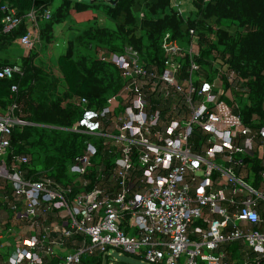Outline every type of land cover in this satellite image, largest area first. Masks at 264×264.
I'll return each instance as SVG.
<instances>
[{
  "label": "built area",
  "instance_id": "built-area-1",
  "mask_svg": "<svg viewBox=\"0 0 264 264\" xmlns=\"http://www.w3.org/2000/svg\"><path fill=\"white\" fill-rule=\"evenodd\" d=\"M28 15L17 40L27 52L40 44L37 13ZM2 22L8 31L22 18L10 10ZM195 35L183 46L166 32L161 65L130 47L99 53L123 83L101 106L68 99L80 117L67 129L83 136L68 179L31 175L10 139L31 124L25 109L0 113V264L109 261L110 249L150 264H264V103L246 119L242 102L221 99L223 80L238 74L209 73ZM15 72L19 64L1 66L0 78Z\"/></svg>",
  "mask_w": 264,
  "mask_h": 264
},
{
  "label": "trees",
  "instance_id": "trees-1",
  "mask_svg": "<svg viewBox=\"0 0 264 264\" xmlns=\"http://www.w3.org/2000/svg\"><path fill=\"white\" fill-rule=\"evenodd\" d=\"M0 0V50L16 42L29 28L30 11L37 13L40 40L54 39V26L64 22L71 11L81 12L96 6L115 22L100 26L96 22L70 40L67 50L57 58L59 76L53 77L34 62L29 54L18 62L0 59V67L19 64L21 72L0 78V113L13 102L21 103L31 124L15 127L10 135L14 153L30 157L31 175L47 171L59 179H68V165L82 146L83 136L69 128L79 117L80 109L68 99L84 96L90 105L101 106L122 86L120 70L99 52L123 53L127 47L137 51L141 61L161 65V39L166 32L183 40L189 29L196 31L201 50V63L209 73L221 67L231 68L238 75L223 80L221 99L242 102L245 118L261 112L264 103V0H191L194 9L185 17L172 5L173 0ZM96 4V5H94ZM5 8V9H4ZM13 10L22 22L5 31L2 20ZM45 12L50 16L46 18ZM139 12H143L140 16ZM216 21L219 27L210 24ZM229 21L236 27L233 33L222 27ZM220 67L213 68L212 61ZM204 71H208L204 68ZM62 82L63 89L59 84ZM17 86L12 92L11 87ZM240 87L239 90L236 88ZM247 103L249 105L247 106ZM102 257L85 255L82 264H101Z\"/></svg>",
  "mask_w": 264,
  "mask_h": 264
},
{
  "label": "rangeland",
  "instance_id": "rangeland-1",
  "mask_svg": "<svg viewBox=\"0 0 264 264\" xmlns=\"http://www.w3.org/2000/svg\"><path fill=\"white\" fill-rule=\"evenodd\" d=\"M84 1H92V3H98L94 0H84ZM191 1V0H190ZM176 0L172 1V5L178 9V5H175ZM60 3V0H55L53 3V6L51 7V10H54ZM96 5V4H94ZM189 4L187 2H183L180 5V8L183 10L184 15H187ZM92 9L99 10L96 6ZM44 19H37V32L40 34V22ZM26 21L29 23L33 21L31 20V17L28 15L26 17ZM40 21V22H39ZM43 22V21H42ZM97 23L100 26H111L114 25L115 22L111 20L107 15L104 14L102 10H99L96 12V16H94V23ZM213 24L216 25V27H219L217 25L216 21H211ZM92 25V24H91ZM90 24L83 23H77L72 15H69V17L60 24L54 31V39L50 43H45L42 39L40 40V44L37 45V47L32 51H25V49L18 43V41L14 42L5 50H0V59H8L10 62H18L21 57L29 54L34 55V62L42 67L47 73H49L53 77L59 76V71L57 67V58L60 54H63L68 47V43L70 40H74L75 37L82 32L85 28L89 27ZM223 28H225L227 31L233 33L236 29L235 26H233L232 23L229 21H224V25H222ZM100 53V52H99ZM60 89L62 90L63 84L62 82L59 84ZM231 102V101H229ZM73 103V102H72ZM71 103V104H72ZM74 105V104H73ZM110 253L112 254V257H110V260L107 261L106 258L102 260L101 264H150L148 263L144 258L137 257L134 255H131L129 253H126L124 251H119L118 249H110Z\"/></svg>",
  "mask_w": 264,
  "mask_h": 264
},
{
  "label": "crops",
  "instance_id": "crops-1",
  "mask_svg": "<svg viewBox=\"0 0 264 264\" xmlns=\"http://www.w3.org/2000/svg\"><path fill=\"white\" fill-rule=\"evenodd\" d=\"M177 3L175 2V5H178V9L179 11L184 15V12L183 10L180 8V5L183 3V2H187L189 4L188 8L186 10H188L187 12V15H184L185 17H187L188 15H191V11L194 9L193 5H192V2L190 0H176ZM99 9V8H98ZM99 10H102V9H99ZM97 9H92V8H89L87 10H84V11H81V12H77V11H71L70 12V15L73 16V18L75 19V21L77 23H83L85 22V24H93L94 22V16H96V12L99 11ZM142 12H139V14L141 15ZM61 24V23H60ZM60 24H56L54 26V31L56 30V28L58 26H60ZM210 24L214 27L216 26L215 24H213L212 22H210ZM222 24L224 25V21L222 22ZM218 25V24H217ZM181 44L183 46H188L187 44V41L185 38H183Z\"/></svg>",
  "mask_w": 264,
  "mask_h": 264
},
{
  "label": "water",
  "instance_id": "water-1",
  "mask_svg": "<svg viewBox=\"0 0 264 264\" xmlns=\"http://www.w3.org/2000/svg\"><path fill=\"white\" fill-rule=\"evenodd\" d=\"M107 3L114 4L117 2V0H104Z\"/></svg>",
  "mask_w": 264,
  "mask_h": 264
}]
</instances>
